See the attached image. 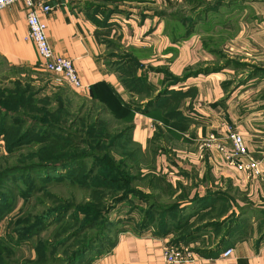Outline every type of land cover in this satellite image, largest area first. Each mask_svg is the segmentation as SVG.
I'll use <instances>...</instances> for the list:
<instances>
[{
	"label": "crops",
	"instance_id": "obj_1",
	"mask_svg": "<svg viewBox=\"0 0 264 264\" xmlns=\"http://www.w3.org/2000/svg\"><path fill=\"white\" fill-rule=\"evenodd\" d=\"M92 1L42 0L52 9L40 14L53 53L68 58L82 85L87 87L79 92L65 83L80 98L107 107L111 104L108 99L114 95L124 105H144L148 99L130 93L113 65L114 57L121 54L135 57L139 64L135 76L145 79L153 96L165 86L167 76L181 78L185 72L221 65L204 48L201 34L175 43L165 32V22L156 13L165 9L166 0ZM167 1L180 4L183 0ZM235 1L236 5L230 8L236 13L235 32L222 47L223 55L250 67L264 68V0ZM98 6L100 9L96 10ZM27 31L22 2L0 10V59L11 67L44 73ZM248 73L249 70L225 68L190 77L170 87L187 95L176 105L170 99L159 103L149 114L131 115L130 140L143 153L149 151V142L160 135L161 143L153 148L156 153L150 167L171 185L174 196L184 192L191 199L220 191L230 196L233 209L264 210V79L241 82ZM229 81L230 85L225 87L224 83ZM170 108L178 110L188 121L176 127L168 123L175 121L167 117ZM227 126L243 137L251 157L260 162L263 170L260 178L247 179L223 162L215 151L200 148L201 140L210 133L228 144ZM258 214L245 216L248 223L238 232L248 234L244 239L231 240L226 248L233 249L230 257L223 259L221 253L216 258H205L193 252L192 246H184L192 258L175 264H264V241L257 244L264 232V219ZM170 243L171 236H158L152 228L140 234L127 232L118 236L109 253L91 264H164L163 249Z\"/></svg>",
	"mask_w": 264,
	"mask_h": 264
},
{
	"label": "trees",
	"instance_id": "obj_2",
	"mask_svg": "<svg viewBox=\"0 0 264 264\" xmlns=\"http://www.w3.org/2000/svg\"><path fill=\"white\" fill-rule=\"evenodd\" d=\"M234 5L235 0H183L180 4L166 0L165 9L156 13L159 20L165 22V32L173 37L175 43H180L192 34H201L204 48L214 54L221 65L185 72L181 78L167 76L165 86L155 96L150 93L153 90L145 79L135 76L139 64L132 54H121L113 58V65L126 89L137 94L139 99H148L143 107L137 103L124 105L118 97L112 95L108 99L111 104L106 103L107 107L85 99L88 102H84L85 106L74 108L59 96L49 100L40 97L39 90L30 86L24 88L19 84L13 89L0 91V97H4L0 99V136L8 137L11 133L21 129L23 131L17 139L4 143L11 151L9 155L18 154V157L14 165L0 170V213L3 209L4 212L12 210V194L15 197L16 191L26 202L47 188L52 181L53 184L77 186L82 196L90 192L91 197L95 198L91 202H99L98 206H92L87 211L93 210L95 215H88L79 228L70 230L48 244L47 250L44 244L34 258L12 259L15 250L24 240L46 230L51 224L65 229L78 224L77 221L63 224L66 214L76 209L75 206L66 205L72 203L59 205L46 216L37 215L32 220L29 217L27 224L16 230L15 240H10L9 244L0 242V264H91L94 259L112 250L119 235L127 232L140 234L151 228L158 236H171V245L192 246V251L201 257L216 258L225 251L233 238H246L248 233L238 231L247 225V214L259 213V218L264 219V210H250L247 207L233 209L232 200L226 192H207L202 197L195 195L191 199H187L184 192L174 196L175 191L171 185L150 167L156 153L154 149L161 143L160 135L149 142L147 153H143L130 140L131 115L149 114L152 108L170 99L176 105L187 95L170 87L190 77L232 68L235 71L249 70L244 81H241L243 83L254 78L264 79V68L250 67L223 55L222 47L235 32L233 21L236 20V13L230 9ZM99 9L100 6L96 10ZM108 59L112 60L111 57ZM230 83H224L225 87ZM113 103L118 105L114 106ZM166 113L167 117L174 118V122H167L175 127L187 120L175 108H170ZM105 114L110 115L115 125L108 121L102 124L101 116ZM14 129L16 131H12ZM35 145H39L37 151H27ZM20 182L27 184L29 190L21 189L17 185ZM132 184H141L146 190L141 192L133 188ZM114 191L120 195L115 196ZM107 196L111 199L108 207L107 201H102ZM130 196L135 197L138 203L129 210L135 207L137 213H141L139 220L134 221V213H130L116 220V225L110 223L111 212L126 203ZM60 216L61 220H57ZM198 220L201 222H196ZM96 225L100 227L93 229ZM89 229L94 234L80 243L68 258L64 257L61 248ZM210 234L216 238L212 245L205 247L202 241ZM262 241L264 232L259 236L257 244Z\"/></svg>",
	"mask_w": 264,
	"mask_h": 264
},
{
	"label": "rangeland",
	"instance_id": "obj_3",
	"mask_svg": "<svg viewBox=\"0 0 264 264\" xmlns=\"http://www.w3.org/2000/svg\"><path fill=\"white\" fill-rule=\"evenodd\" d=\"M17 84L21 85L24 88L30 86L35 90H39V96L48 98L49 100H52L51 97L53 96H59L62 101L66 103L70 102L74 108H76L78 105L85 106V103L88 101L87 99L86 101L85 99L73 94L68 89V87L65 86V83H53L52 77L45 72L38 73L33 70L26 69L24 67L13 68L11 66H8L2 59H0V91L6 89H13ZM0 99H4V97H0ZM87 106L86 108H90ZM107 115L108 114L101 116V118L103 119L102 124L105 125L108 122L114 124L112 122V119L109 118ZM1 123L2 122L0 121V126ZM12 131H16V129ZM22 132L23 131L21 129L20 131L14 133L10 132L11 134L8 137L0 136V170L14 165L13 162L16 161V158L18 157V154H14L11 156L9 155L11 151L9 150V148H6L4 146L5 141H7V143L12 142L13 140L17 139ZM38 146L39 145H35L34 148L28 149L27 151H37L39 148ZM48 158L49 157H43L42 159ZM89 163L90 162L88 161L87 164ZM53 183L54 182L52 181L47 188L42 189L41 191L36 193V195H34L31 200H28L26 202L21 198L17 191L15 192V197L14 193L12 194V197L14 198V203H12V210L10 212H4L5 209H3V212L0 213V242L3 244V242L8 243L10 240H15L16 230L18 229V227H24L27 224L26 222L28 221L29 217H31L32 220L37 215L41 217L43 215L46 216L49 214V211L51 209L66 203H72L73 205H66H69L70 207L75 206L76 209L66 214V218H64L65 223L63 224H71L73 221H77L78 224L72 225L71 227H66L67 229L63 227H54L55 225L51 224L46 230L39 231V233H36L32 237L24 240L20 244L18 249L15 250L14 256L12 255V259H23L24 257L34 258L37 254V251L44 247V244L45 250H47L48 244L52 243L53 241H56L58 238L62 237L65 233L69 232L70 230L73 231L79 228L81 226V223L87 218L88 215L96 214L92 213L93 210L87 212L89 209L92 208V206H98L99 203L98 201L95 203L91 202L94 201L95 198L91 197L90 192L88 195L84 194V196H82V193L78 190L80 188L77 186L75 187L68 183ZM17 185H19L20 188L25 191L29 190L27 184L25 183L20 182ZM132 187L138 189L141 192L146 190L141 184H132ZM114 194L115 196L120 195L118 191H114ZM72 198H74V200H72ZM102 199L105 198H99V200ZM102 201H107L108 207L111 202V199L107 196V199ZM136 201L137 200H135V197L130 196L126 203L119 205L114 211L111 212V219L109 218L110 223L115 224L116 220L123 219L127 215L129 216L130 213H134V215L132 216L134 221L139 220L141 213H137L135 207L132 208V210H129L131 207H133V205H137L135 204L138 203ZM57 220H61V216L58 217ZM196 222H201V220H198ZM98 227L100 226L96 225L93 229ZM129 227L133 229L135 228L134 225H130ZM93 234L94 233H92V229L87 230L83 235H80L78 238L72 240L70 243L62 247L61 253L64 255V257H69L71 253L81 245L80 243H83L88 237ZM215 238V235L210 234L207 238L204 239V241H202L203 246L207 247L208 245H212L213 240H215Z\"/></svg>",
	"mask_w": 264,
	"mask_h": 264
},
{
	"label": "built area",
	"instance_id": "obj_4",
	"mask_svg": "<svg viewBox=\"0 0 264 264\" xmlns=\"http://www.w3.org/2000/svg\"><path fill=\"white\" fill-rule=\"evenodd\" d=\"M14 2H22L26 8L27 38L35 48L42 71L49 74L55 84L66 83L79 92L86 90L87 87L82 85L72 62L68 58L55 55L48 43L46 25L40 18V14H47L52 7L42 0H0V10ZM225 136L228 144L210 133L201 140L200 148L215 151L223 162L234 171L244 174L247 179L260 178L263 174L260 162L251 157L243 137L229 126ZM232 254L233 249L228 248L221 254V258L226 259ZM191 258L190 251L184 247L169 244L163 249L164 264L181 263Z\"/></svg>",
	"mask_w": 264,
	"mask_h": 264
}]
</instances>
